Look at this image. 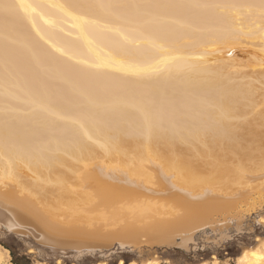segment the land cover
I'll list each match as a JSON object with an SVG mask.
<instances>
[{
    "label": "bare ground",
    "instance_id": "bare-ground-1",
    "mask_svg": "<svg viewBox=\"0 0 264 264\" xmlns=\"http://www.w3.org/2000/svg\"><path fill=\"white\" fill-rule=\"evenodd\" d=\"M260 124L264 0H0V233L57 262L247 201Z\"/></svg>",
    "mask_w": 264,
    "mask_h": 264
},
{
    "label": "rangeland",
    "instance_id": "rangeland-1",
    "mask_svg": "<svg viewBox=\"0 0 264 264\" xmlns=\"http://www.w3.org/2000/svg\"><path fill=\"white\" fill-rule=\"evenodd\" d=\"M235 50L238 57H243L249 49L248 47H236ZM259 127L258 129L264 132L262 128L264 125L260 124ZM263 146L264 144L261 143L259 145L261 149L255 147L256 153L254 154L257 155L258 152L264 151ZM254 187L255 185L249 188L250 197L247 201L242 202L235 199L237 202L233 200L228 205L229 208L226 206L215 210L208 216L196 220L198 223L192 221L189 226L184 224L187 225L186 229L183 226L181 228L177 226V228L168 230V233L167 231L158 233V235L155 233L156 236L149 237L150 234L153 235V232L138 231L140 234L135 233L137 236L130 235L133 238L120 236L121 238H109L112 240L103 239L107 240L104 243L109 244L104 254L96 249L93 254L86 253L80 258L67 255L57 262V257L52 256L47 250L48 247L37 242L36 238L15 232L0 233V245L4 247L3 243H5L11 248L14 256L9 250L6 253V259L8 262L15 259L17 264H96L98 261L118 264L120 259L125 264L131 261L136 264H145L150 259L158 260L159 264H203L206 261L209 264L211 258H216L218 264H238L237 256L243 250L251 249L264 241V183L255 187L258 188L257 190H254ZM179 228L184 233L176 230ZM257 236L260 240L256 241ZM124 240L126 241L123 242ZM41 250L43 252H40Z\"/></svg>",
    "mask_w": 264,
    "mask_h": 264
},
{
    "label": "snow or ice",
    "instance_id": "snow-or-ice-1",
    "mask_svg": "<svg viewBox=\"0 0 264 264\" xmlns=\"http://www.w3.org/2000/svg\"><path fill=\"white\" fill-rule=\"evenodd\" d=\"M143 71H144L143 69H141V68H139L137 66H134L133 70H132V72L130 74H132V75H140V74H142ZM8 228H9V231H11L12 228H13V225L10 224L8 226Z\"/></svg>",
    "mask_w": 264,
    "mask_h": 264
},
{
    "label": "trees",
    "instance_id": "trees-1",
    "mask_svg": "<svg viewBox=\"0 0 264 264\" xmlns=\"http://www.w3.org/2000/svg\"><path fill=\"white\" fill-rule=\"evenodd\" d=\"M3 246H4L6 249L10 250L11 255L14 256L13 251L11 250V248H10L7 244L3 243ZM12 262L17 264V261H16L15 259H13ZM127 264H128V262H127Z\"/></svg>",
    "mask_w": 264,
    "mask_h": 264
},
{
    "label": "water",
    "instance_id": "water-1",
    "mask_svg": "<svg viewBox=\"0 0 264 264\" xmlns=\"http://www.w3.org/2000/svg\"><path fill=\"white\" fill-rule=\"evenodd\" d=\"M6 233H8V231L7 232H4L3 234H6Z\"/></svg>",
    "mask_w": 264,
    "mask_h": 264
}]
</instances>
